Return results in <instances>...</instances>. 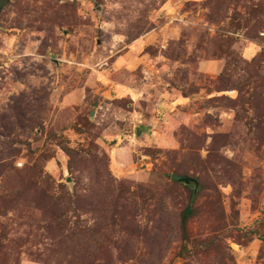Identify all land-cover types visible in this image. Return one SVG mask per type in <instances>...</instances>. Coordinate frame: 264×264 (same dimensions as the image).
I'll return each instance as SVG.
<instances>
[{"label": "rangeland", "instance_id": "1", "mask_svg": "<svg viewBox=\"0 0 264 264\" xmlns=\"http://www.w3.org/2000/svg\"><path fill=\"white\" fill-rule=\"evenodd\" d=\"M148 34L141 67L115 64ZM215 59L219 72L200 69ZM127 78L138 103L104 93ZM68 193L87 250L79 228L48 231ZM263 231L264 0L2 6L0 264H264Z\"/></svg>", "mask_w": 264, "mask_h": 264}, {"label": "crops", "instance_id": "2", "mask_svg": "<svg viewBox=\"0 0 264 264\" xmlns=\"http://www.w3.org/2000/svg\"><path fill=\"white\" fill-rule=\"evenodd\" d=\"M149 36H150V34L128 44L125 51L123 52V54L120 55V57L118 59V63H115V64L118 66L122 65L124 67H127L128 71H130V72L141 67L143 64V63H141L143 60V57L141 56V53H142L141 49L144 48L145 45L148 44V42H150ZM243 51H244V54L248 58L250 56L252 57L253 54H255L252 44H247L244 47ZM199 63H200V69L202 71H207V72H219L222 69V67L224 66V64H223L224 60H222V59L202 60ZM151 64H155V63H150V65ZM159 67H160V64H157L156 68L160 69ZM103 83H105V82L103 81ZM115 85H117L116 86L117 93L115 95H112V91H111L113 89L112 88L113 86H111V88H109L107 90H104V93L106 95L111 96V97H130L135 103H138L140 93H141V89H142V88H139L141 86V83L137 84L135 81L127 78L121 82L115 83ZM80 91H81L80 89H77V90H74L72 93H70L68 96L69 102H71L73 104L79 103L83 98V95L81 96ZM176 91L177 90H173L172 93L169 92V97H168L169 99L165 98L170 103H172L175 107L177 105L184 103L185 102L184 100L186 99V97H184L182 95L180 96V94L174 93ZM136 142H139V139H136ZM117 163L119 165L123 164L122 160L118 156L115 159V165Z\"/></svg>", "mask_w": 264, "mask_h": 264}, {"label": "trees", "instance_id": "3", "mask_svg": "<svg viewBox=\"0 0 264 264\" xmlns=\"http://www.w3.org/2000/svg\"><path fill=\"white\" fill-rule=\"evenodd\" d=\"M72 198L73 196H71L69 193L64 195V199H63V206H60V203H57V211L55 212L57 214V217L54 219H50V221L56 220L57 221V225H52L54 224L53 222L50 223V225L48 226V231H51L52 229L59 228V234L61 236L64 237V235L66 234V237L70 234L73 233L72 231H74V228H79L80 229V236L83 239V245L85 246V250L88 249V242H89V234H88V227L84 226L81 227L82 224H79L80 222H82V219L76 218V221H73L70 218V211L67 209V205L69 203L72 202ZM195 198V193L192 192L191 196H190V200L189 203L185 206V208L181 211L180 213V231H181V236H182V240L184 241V243H187V241L189 240V229H188V223L190 218L194 215L195 212V208L193 206V201ZM52 215V213L50 214ZM68 233V234H67ZM260 236H262L261 238L264 240V231L260 234ZM186 248V246L184 245V249ZM100 251L103 252L105 247L102 244L100 247ZM79 256H85V255H79ZM88 258V259H87ZM83 259H85V264H91L90 261V257L89 256H85ZM16 262V260H15ZM57 264V263H56Z\"/></svg>", "mask_w": 264, "mask_h": 264}, {"label": "water", "instance_id": "4", "mask_svg": "<svg viewBox=\"0 0 264 264\" xmlns=\"http://www.w3.org/2000/svg\"><path fill=\"white\" fill-rule=\"evenodd\" d=\"M8 0H0V9L2 8V6L7 2ZM137 133L139 132V129H137ZM171 179L174 181H186L189 182L190 180H192L193 178L188 176V175H182V174H177V173H172L171 174Z\"/></svg>", "mask_w": 264, "mask_h": 264}]
</instances>
